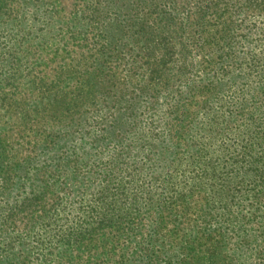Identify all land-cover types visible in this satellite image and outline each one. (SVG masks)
I'll return each mask as SVG.
<instances>
[{"label": "rangeland", "instance_id": "1", "mask_svg": "<svg viewBox=\"0 0 264 264\" xmlns=\"http://www.w3.org/2000/svg\"><path fill=\"white\" fill-rule=\"evenodd\" d=\"M194 1L205 5L199 13L217 20L215 26L224 3H233L242 18L233 33L246 36L239 39L240 55L264 48L262 0H0V162L19 165L14 172L23 176V187L12 188L0 174V264H152L147 247L162 250L157 264H210L208 257L211 264H264V176H257L261 160L255 161L264 158V137L254 132L245 142L249 129H263L264 136L258 114L232 112L221 136L195 121L201 163L210 162L219 179L202 178L178 204L187 188L177 175L183 168H174L172 154L157 156L143 142L158 134L152 125L177 85L162 89L160 73L151 103L150 88L138 92L153 84L146 62L157 60L160 35L171 45L167 37L183 14L192 17ZM163 12L172 16L170 25L161 26ZM142 31L150 33L146 42ZM146 48L152 55L146 57ZM203 48H188L194 82L202 78ZM242 62V69L250 63ZM235 102V93L223 99L226 108ZM128 122L126 139L118 141ZM120 142L125 148L116 146ZM246 150L250 158L241 160ZM123 151L127 169L116 165L103 178ZM249 163L255 169L247 171ZM121 187L123 222L139 211L141 227L133 230L140 234L131 241L112 237L113 227L92 229L108 204H97V192ZM204 224L209 239L195 236ZM218 233L223 241L213 243ZM137 241L139 249L130 250Z\"/></svg>", "mask_w": 264, "mask_h": 264}, {"label": "trees", "instance_id": "2", "mask_svg": "<svg viewBox=\"0 0 264 264\" xmlns=\"http://www.w3.org/2000/svg\"><path fill=\"white\" fill-rule=\"evenodd\" d=\"M217 1L218 0H210V2L213 3L212 5H215L214 3ZM194 3L192 17L188 19L187 16H189V12L183 14L174 34L172 33L170 37H167L171 41L169 47L164 35H160V38L155 39L154 47L158 48L161 52L156 61L155 59L154 61L150 59V61L146 62L147 73L150 76L149 80L152 81L153 84L145 85L142 89H138V92L143 94L145 93V88H150V91H148V94H151L150 102L155 104V95L157 91H155L154 88H156L157 84L155 83L158 81L156 80V76L159 77L160 73L165 74L160 83L162 89L167 86L171 88L174 87L172 86L174 83L177 84L176 88H171L173 91L172 95L168 97V100L163 102V112L157 116L154 125H152V127H156L155 130L158 134L151 135L149 133L145 138L146 140L143 141L146 148L149 146L156 148L155 152L158 153L157 156L164 152H168L169 155L172 154L176 162L174 168H183L177 175L183 176L182 183L183 185H187L186 192L183 196L176 198L173 204H178L179 198H185L188 194L189 187L198 185V182H201L202 178L210 176L216 180L219 179V176L216 175V170L212 168L210 162L201 163L202 156L205 153L203 152V144L201 145L195 140L198 132V126L195 124V121L201 120L206 128H208L209 132L214 130V133L221 136V132L226 128L232 116V112L236 111L235 114L245 113L248 114V118H251L250 108H252L253 112L258 114L257 117H259L260 123L263 124L258 126L264 128V48L261 47L256 54L250 52V56L245 52V58L240 55L243 51L241 48L243 46L239 39L243 38L242 40L244 41L246 36L241 35L242 37L237 38L240 34L233 33V31L240 29L242 22V18H240L239 21L237 20L239 10L237 7H234L233 3H224L223 11L226 14L222 11L224 15L223 19L220 20L216 26L217 20L213 19L214 22H212L200 15V9H198V7L202 8L205 5L201 4L199 6L198 3H201V1H194ZM262 4L260 10L264 9V0H262ZM163 13L165 14L163 17L164 24L162 23L161 26L170 25L173 21H171L172 16L168 12ZM181 13H183V11H181ZM208 24L209 26L206 29V26L203 25ZM263 28L264 25L259 31L263 32ZM186 29H190V31L186 32ZM202 31H205L203 36L200 34L203 33ZM184 32H186V36ZM149 37L150 33L142 31L143 42H146ZM188 42H191L190 45H188ZM190 47H194L199 53L202 47L205 49V52L201 55L202 58L200 57L201 60L197 64V72H199V70L202 72V78H199L198 82H194V80L190 78L191 73H193L195 69L189 64L191 57L188 48ZM148 55H152V52L147 51L146 57ZM247 59H249L250 63L242 69L245 64L242 60ZM155 66H158V68L155 69ZM195 72L196 69L194 73ZM227 92L231 93L227 96ZM233 93L237 96V102H235L234 108H226L228 103L224 105L223 99L225 97H230ZM202 95H204V97H202ZM138 99L140 100V96ZM202 99L203 101H201ZM139 100L138 103L143 102L142 99ZM210 102L215 103L214 108L209 105ZM248 102L252 103L249 104ZM125 126L129 128V122L123 124L124 128L120 130L118 141L126 139ZM254 132L258 136L257 139H263V129L261 131L259 129L252 132L249 129L246 134V143ZM223 138L226 141L228 136L225 135ZM246 143L243 144L242 148L246 149ZM181 145H183V148H181ZM116 146L125 148L123 142L117 143ZM249 151L250 150H246V152H243V156H240L241 160L250 158ZM125 152L126 151H123L114 156L113 163L111 162L112 165L107 171L103 170V178L111 175L110 171H112V168L116 165L118 169H122V172L127 169L126 164L123 162V158L125 159L123 154ZM168 154H164L163 156L166 158ZM144 156H146L145 153ZM180 156H182V159ZM255 161L256 163L260 162V166L257 167L256 170L257 176H264V158L256 157ZM181 162H183V167H180ZM251 164L252 163L247 164V171L255 169L254 165L251 168ZM18 169L19 165L5 168L3 163L0 162V174L4 175L3 180H7L9 185H12V188L14 185H16L17 188L23 187L21 181L23 180V176L21 179L20 176L16 174ZM124 189L125 187H121L117 189L116 193H112L109 189L102 188L97 192V204H103L105 202H108V204H106L104 210H101L97 216L92 229L99 230L105 227H113L115 235L108 236H121V238L130 236L128 240L131 241L135 240V238L137 239V233L140 234L139 231L135 232L133 228L140 230L141 223L137 220L139 217V211L137 210L132 212L135 213L136 218L133 219L131 217L133 220L128 221L131 223L123 222V212L126 205L124 202L127 200L124 193H122ZM211 190L212 194H214L215 189L211 188ZM60 193H62V191H60ZM225 196L230 198L232 192L225 194ZM211 232L209 227L204 224L200 231H196L195 236L207 237V239H209ZM218 237L220 238L213 243H222V234L218 233ZM69 238H72V234L69 235ZM63 240H66V235L60 236V242ZM140 241H137L133 245V248L129 247L130 250H138V246L141 244ZM62 251L64 252L63 249ZM147 252L150 253L151 263L157 264V257L161 255L162 250L147 247ZM207 259L211 264L212 261L210 258L208 257Z\"/></svg>", "mask_w": 264, "mask_h": 264}]
</instances>
